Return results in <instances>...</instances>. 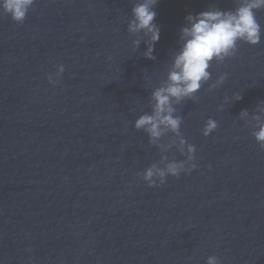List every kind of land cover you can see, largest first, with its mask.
I'll return each instance as SVG.
<instances>
[{
    "label": "water",
    "instance_id": "1",
    "mask_svg": "<svg viewBox=\"0 0 264 264\" xmlns=\"http://www.w3.org/2000/svg\"><path fill=\"white\" fill-rule=\"evenodd\" d=\"M135 2L35 0L23 24L0 13V264H264V151L253 138L264 9L260 43L213 63L196 100L174 105L181 135L151 143L134 124L152 111L185 17L237 0H158L152 60L147 37L127 31ZM209 118L218 127L205 138ZM181 137L197 168L149 188L153 165L188 166Z\"/></svg>",
    "mask_w": 264,
    "mask_h": 264
},
{
    "label": "clouds",
    "instance_id": "2",
    "mask_svg": "<svg viewBox=\"0 0 264 264\" xmlns=\"http://www.w3.org/2000/svg\"><path fill=\"white\" fill-rule=\"evenodd\" d=\"M35 0H0V13L10 16L12 21L23 24ZM158 0H136L131 8V18L127 24V31L131 35L143 34L146 51L145 58L154 59V46L160 39V28L154 23V10ZM264 9V0H237L236 7L231 10H220L209 7L198 14L185 17V26L180 30V47L173 54L171 67L164 84L152 93V111L139 116L134 124L137 131H144L151 143L158 141L165 132L180 136L182 119L177 116L174 105L187 100H196V94L211 78L209 71L213 63L221 64L235 56L240 42L256 46L261 41V25L256 19V11ZM133 44L139 47L140 40ZM109 59H111L109 57ZM64 66H59L58 75L63 74ZM226 75H220L214 83L209 85L208 91L222 86ZM48 83L57 86L49 75ZM242 96L234 94L233 100L239 101ZM247 112L242 111L241 116ZM258 122L253 138L264 151V123H259L260 116L254 118ZM218 127L214 119H207L202 129V136L207 138ZM181 153H186L185 161L172 162L165 169H157L155 165L144 173V180L149 188H158L165 184L166 178H179L181 173L190 174L197 168L195 162L196 148L181 137L179 140ZM158 179V182H157ZM28 253L31 248L26 249ZM206 264H221L216 256H210Z\"/></svg>",
    "mask_w": 264,
    "mask_h": 264
}]
</instances>
